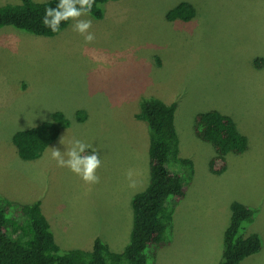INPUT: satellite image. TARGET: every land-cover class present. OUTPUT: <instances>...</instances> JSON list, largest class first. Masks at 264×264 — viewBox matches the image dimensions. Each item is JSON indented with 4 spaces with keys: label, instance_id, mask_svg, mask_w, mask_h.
Returning <instances> with one entry per match:
<instances>
[{
    "label": "rangeland",
    "instance_id": "1",
    "mask_svg": "<svg viewBox=\"0 0 264 264\" xmlns=\"http://www.w3.org/2000/svg\"><path fill=\"white\" fill-rule=\"evenodd\" d=\"M182 1L193 4L195 16L168 20ZM82 19L92 20L93 43L72 31L73 21L54 36L0 27V195L39 200L63 249L91 248L99 237L123 250L132 229L130 195L149 180L148 128L135 114L141 97L156 96L177 104L180 155L192 159L194 174L176 205L172 247L150 264H217L209 253L216 239L223 247L234 200L259 209L246 231L263 241L240 264H264V0H109L102 18ZM210 108L232 116L249 140L246 152L228 155L222 174L210 171L214 149L193 131L195 114ZM80 109L86 121H77ZM57 110L69 128L40 157L21 159L14 133ZM73 139L91 145L89 153L97 149L99 183H84L51 158V148L63 152Z\"/></svg>",
    "mask_w": 264,
    "mask_h": 264
},
{
    "label": "trees",
    "instance_id": "2",
    "mask_svg": "<svg viewBox=\"0 0 264 264\" xmlns=\"http://www.w3.org/2000/svg\"><path fill=\"white\" fill-rule=\"evenodd\" d=\"M109 0H94L91 16L102 18L104 4ZM58 0H21L0 5V27L12 26L34 35L54 36L71 21H62L59 32H52L41 23L48 7ZM196 14L192 3L182 1L170 9L168 20L189 21ZM260 67L262 58H256ZM175 102L166 103L156 96L139 100L136 118L145 122L149 133V181L145 189L131 198L132 229L126 246L114 251L99 237L91 248L63 249L56 242L51 225L42 211L41 202L15 203L0 195V264H150L160 249L171 243L176 205L185 198V178H192L194 162L180 155V139L175 125ZM76 119L83 122L87 112L80 109ZM70 120L60 111H53L48 120L19 130L13 143L23 160H35L54 142ZM194 134L214 149L209 169L222 174L228 166V155H240L249 148V140L235 119L217 108L195 114ZM87 149V153H89ZM169 167L176 168L170 171ZM182 170V172H180ZM230 218L223 233L222 255L218 264H240L246 257L262 249V237L247 233L255 221L258 208L234 200Z\"/></svg>",
    "mask_w": 264,
    "mask_h": 264
},
{
    "label": "clouds",
    "instance_id": "3",
    "mask_svg": "<svg viewBox=\"0 0 264 264\" xmlns=\"http://www.w3.org/2000/svg\"><path fill=\"white\" fill-rule=\"evenodd\" d=\"M94 0H58L55 7L45 9L41 23L45 28L56 33L60 31L62 21H73L71 28L83 37L85 43H93L95 35L90 31L92 27L91 19H82L91 14ZM98 61L102 58H97ZM60 143L64 144L63 137ZM91 145L79 140L73 139L65 151L59 148H51V158L56 161L58 167H66L77 175L86 184H96L100 182L97 175V169L102 165V161L97 149L87 153ZM129 180V187H135L136 181L133 179V171L129 170L126 174Z\"/></svg>",
    "mask_w": 264,
    "mask_h": 264
},
{
    "label": "crops",
    "instance_id": "4",
    "mask_svg": "<svg viewBox=\"0 0 264 264\" xmlns=\"http://www.w3.org/2000/svg\"><path fill=\"white\" fill-rule=\"evenodd\" d=\"M88 118V117H87ZM87 120V119H86ZM85 120V121H86ZM139 123V122H138ZM69 128V127H68ZM144 186H145V183L147 182L146 179H142L140 180ZM149 181V180H148ZM147 185H148V182H147ZM143 188V187H142ZM146 188V187H145ZM143 190V189H142ZM135 193H133L132 195H130V199L129 201L131 202V198L132 196L134 195ZM250 206H254V205H250ZM256 207V206H254ZM257 208V207H256ZM259 210V209H258ZM175 218V216H174ZM217 240H218V244H217V249L215 251L213 250H210L211 251V254L209 253V256L210 258H212L213 256H215L217 258V260H220L221 259V255H222V247H220L221 245V242H220V239H216L214 243H217ZM172 247V243L168 244L167 246L163 247L162 249L159 250L158 252V255L161 256L165 251H169ZM213 255V256H212ZM208 258V260L210 259ZM209 262V261H208ZM219 262V261H218ZM218 264V263H217Z\"/></svg>",
    "mask_w": 264,
    "mask_h": 264
}]
</instances>
